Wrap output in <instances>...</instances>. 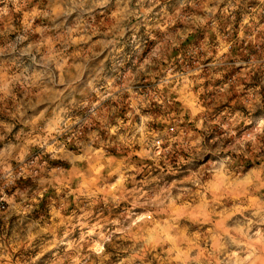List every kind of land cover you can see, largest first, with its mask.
<instances>
[{"label": "clouds", "instance_id": "obj_1", "mask_svg": "<svg viewBox=\"0 0 264 264\" xmlns=\"http://www.w3.org/2000/svg\"><path fill=\"white\" fill-rule=\"evenodd\" d=\"M0 264H264V0H0Z\"/></svg>", "mask_w": 264, "mask_h": 264}]
</instances>
